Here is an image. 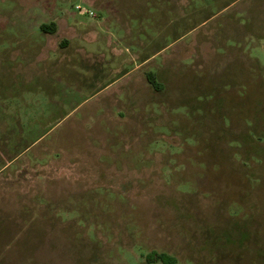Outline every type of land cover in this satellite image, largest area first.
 Listing matches in <instances>:
<instances>
[{
  "label": "rangeland",
  "instance_id": "rangeland-1",
  "mask_svg": "<svg viewBox=\"0 0 264 264\" xmlns=\"http://www.w3.org/2000/svg\"><path fill=\"white\" fill-rule=\"evenodd\" d=\"M3 166L0 264H263L264 0H0Z\"/></svg>",
  "mask_w": 264,
  "mask_h": 264
},
{
  "label": "trees",
  "instance_id": "trees-1",
  "mask_svg": "<svg viewBox=\"0 0 264 264\" xmlns=\"http://www.w3.org/2000/svg\"><path fill=\"white\" fill-rule=\"evenodd\" d=\"M40 28H41L42 31H45V32H50V31L54 32L55 28H56V24L55 23L42 24ZM148 80H149V83L155 89L159 90L161 88V84L156 79V75L154 73H149L148 74ZM147 258H148L149 262L160 261L163 264H177V262H178V260L174 256H171V255H169L167 253H157L155 251L149 253Z\"/></svg>",
  "mask_w": 264,
  "mask_h": 264
},
{
  "label": "crops",
  "instance_id": "crops-1",
  "mask_svg": "<svg viewBox=\"0 0 264 264\" xmlns=\"http://www.w3.org/2000/svg\"><path fill=\"white\" fill-rule=\"evenodd\" d=\"M5 166H8V165H5ZM5 166H3V167L0 169V171H2V170H3V168H4Z\"/></svg>",
  "mask_w": 264,
  "mask_h": 264
},
{
  "label": "built area",
  "instance_id": "built-area-1",
  "mask_svg": "<svg viewBox=\"0 0 264 264\" xmlns=\"http://www.w3.org/2000/svg\"><path fill=\"white\" fill-rule=\"evenodd\" d=\"M77 9H81V8L78 6ZM84 11H85V10H84Z\"/></svg>",
  "mask_w": 264,
  "mask_h": 264
}]
</instances>
